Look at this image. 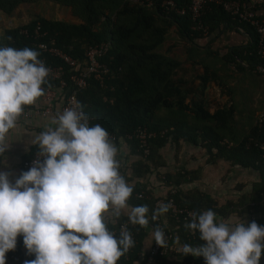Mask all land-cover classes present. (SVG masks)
Returning a JSON list of instances; mask_svg holds the SVG:
<instances>
[{
  "label": "trees",
  "instance_id": "16d2710c",
  "mask_svg": "<svg viewBox=\"0 0 264 264\" xmlns=\"http://www.w3.org/2000/svg\"><path fill=\"white\" fill-rule=\"evenodd\" d=\"M38 1L0 0V12L9 14L20 4H32ZM43 1L68 8L70 15L77 22L32 18L23 25L3 29L0 46L18 49L29 47L35 50L36 42L52 40L54 46L63 53L81 61L85 47L107 43L105 53L98 58L107 70L101 84L88 79L85 88L76 92L75 100L83 106V111L90 117V124H100L108 133L113 134L116 140L126 142L131 152L138 155L136 141L131 135L133 131L137 127H144L148 132L153 133V137L148 139V155L145 158L140 157L141 160L133 164V176L140 177L150 171L149 162L166 140L173 141L174 144L177 140H181L191 145L204 142L202 146L210 162L220 159L241 168H250L256 172L258 181L252 183L247 198L242 195L236 204L227 201L225 206L218 208H214V202L207 197L197 195L195 192L175 190L172 198L179 207L187 208L192 212L210 209L225 218L229 212L235 210V207H239L240 212H245L249 200L257 201L259 195L264 197V129L251 123L244 133L235 130L234 107L231 104L225 103L212 113H208L200 101L189 99V103L184 104L187 90H183L179 86V80L174 78L180 62L173 56L159 51L162 44H165V47L173 45L171 39L167 40L166 36L169 34L187 43L199 35L191 30V21L187 15H177L173 12L164 14L157 6L158 2L145 6L126 0ZM172 1L177 7H184L187 2V0ZM258 14L264 20V1L258 6ZM200 21L205 27V35L213 32L219 23L241 29L246 35L243 45L232 47L221 56L219 64L234 65V69L231 70L238 73L247 72L253 78L261 77L254 71L255 64L259 60L254 51V34L247 24L234 21L214 4L208 5ZM36 26L39 35L32 34ZM23 29L26 30L25 34L21 33ZM187 48L186 53L183 51L185 60L193 55L192 50L197 51L193 45ZM39 56L41 57V54ZM42 57L46 64L61 65L55 58ZM201 64L204 74L200 76V87H203L207 79L213 80L216 75L212 70L208 71V64L205 62ZM261 78L264 80V77ZM225 89L230 94L231 87L226 86ZM263 107L264 104L260 109L262 110ZM186 112L191 114L190 121ZM166 116L168 119H165ZM127 135L130 136L129 139ZM187 174L189 173L178 171L172 175L164 173L161 183L165 186L171 184L177 188L179 184L190 180L185 178ZM154 198L145 190L140 192L133 188L128 202L131 207L147 205L150 216ZM126 219L120 217L114 223L108 224L109 230L118 234L117 227ZM255 222L264 226V219ZM168 224L170 228H174L172 232L179 244L187 243L192 246L201 244L198 234L186 230L181 224H174L171 221H168ZM128 229L132 234L134 245L117 264H141L146 255L148 245L145 247L144 243L149 236V230L147 226L131 224H128ZM20 246L21 240L17 238V250ZM181 258L184 264H188V261H192V264H204L203 257L182 254ZM34 259V255L30 256L26 253L19 258V261L20 264H26ZM261 259L264 264V253Z\"/></svg>",
  "mask_w": 264,
  "mask_h": 264
},
{
  "label": "clouds",
  "instance_id": "9594fccd",
  "mask_svg": "<svg viewBox=\"0 0 264 264\" xmlns=\"http://www.w3.org/2000/svg\"><path fill=\"white\" fill-rule=\"evenodd\" d=\"M39 55L29 47L0 46V157L25 107L45 95L50 69ZM52 123L33 141L38 152L28 171L14 183L10 172H0V264L20 236L35 256L26 264H117L134 245L128 224L146 227L173 203L161 202L151 217L147 205L130 207L133 187L121 174L116 143L100 124H90L79 102ZM0 162L6 165V158ZM129 208L119 233L109 230L110 218L119 220ZM188 215L184 228L202 243L184 244V256L203 257L204 264H260L264 226L239 216L218 220L210 209ZM154 237L166 244L159 227Z\"/></svg>",
  "mask_w": 264,
  "mask_h": 264
},
{
  "label": "crops",
  "instance_id": "0c3cea01",
  "mask_svg": "<svg viewBox=\"0 0 264 264\" xmlns=\"http://www.w3.org/2000/svg\"><path fill=\"white\" fill-rule=\"evenodd\" d=\"M38 17L44 18L40 16ZM245 36L246 35L243 32L238 31L237 28L231 25L225 26L221 23H219L218 27L213 32L208 35H198L188 43L170 36V41L178 45L185 53L188 49L187 47L191 45L195 46V49L197 50H192L193 55L189 57L187 56L189 58L188 60H185L183 54V61L180 62L178 69L175 71L177 73H175L176 75L174 78L179 80V86L183 90H187L183 102L184 104L189 103V99L192 101H200L208 113H212L215 109L222 107L225 103H227L226 105H232L231 93L225 96L221 89L217 90L218 88L216 84L210 82L212 80L207 79L203 84V87H200V76H203L204 74L201 66L202 61L200 62V60L206 59L204 57H207L208 60H211V57L220 60L221 56L232 47L243 45ZM208 71H211L209 67ZM207 76H209V74H207ZM218 85L220 86L221 84ZM229 85H231V83H229ZM223 86L226 87V85ZM256 88L258 89V87ZM259 89H261L260 85ZM57 95H60L59 90L57 91ZM225 100L226 102L223 103ZM59 101L58 98L56 105L53 106L52 112L49 114H32L26 121L18 120L17 126L7 134V142L11 147L5 152L4 157H0V161H4L6 158V165L5 163L0 162V172H10V180L13 183L20 175V162L32 153L38 152V147L33 145V141H35L36 137L41 132L50 127H55L52 120L57 115V103H59ZM262 104H264V100L260 97V108ZM42 106L43 103L38 99L34 105L26 107L30 110H34L39 109ZM186 114L188 121H190L191 114H188V112H186ZM167 117L168 116H166L165 119H168ZM170 118L177 119L178 116L177 118ZM223 141L225 142V140ZM114 142L118 148L117 158L121 163V174L125 177L130 186L136 188L140 192L145 190L149 195L155 197L154 201L157 198H163L166 195L167 188L172 186L171 184L165 186L161 183L163 179L162 174L164 173L169 175H172L177 171L180 173H189L185 178L190 180L187 183L179 184L177 188L175 187V190L195 192L197 195L207 197V199L214 202V208L225 206L227 201L236 204L242 195L247 198L251 191V185L254 183L252 177H254L253 175L254 173L256 174V172L252 169L241 168L220 159L210 162L209 156L202 146L204 142H197L196 144L191 145L181 140H177L175 144L173 141L166 140L156 150L151 162H149L151 165L150 171L140 177L133 176V164L136 161L141 160L140 156L137 153L131 152L128 144L123 140L117 139ZM250 202L252 201L249 200L247 202V211L240 212V208L235 207V210L229 212L225 218L215 213L217 219H228L230 217L239 216L241 219H244L249 223L252 222L249 219L248 214L251 209ZM128 211H130V208L125 210L121 217L127 218ZM114 222L115 221L110 218L108 224ZM148 235L149 236L144 243L145 247L149 244L152 237L150 232ZM18 238L21 240V246L18 250L20 258L27 253V250L23 244L22 236ZM172 240L178 243L175 236H172ZM260 261V263L263 264L262 259ZM20 263L21 262L18 260L17 264Z\"/></svg>",
  "mask_w": 264,
  "mask_h": 264
},
{
  "label": "built area",
  "instance_id": "2783aa9c",
  "mask_svg": "<svg viewBox=\"0 0 264 264\" xmlns=\"http://www.w3.org/2000/svg\"><path fill=\"white\" fill-rule=\"evenodd\" d=\"M126 1L145 6H151L154 5V2H158L157 6L164 14L173 12L177 15H187L191 21V30L202 36L206 34V30L201 24L200 17L204 11L208 9L209 4L219 6L223 12L231 17V19L238 23H245L251 28L254 34V51L259 60V62L255 64L254 71L261 77H264V20L258 16V6H260L264 0H187L184 7H177L172 0ZM238 31L242 32L241 29H238ZM25 32L26 30H21L22 34H25ZM32 34L39 35L38 26L32 30ZM107 47L108 44L104 42L88 45L83 50L81 61H78L55 47L52 40H48L47 42H36L35 50L41 54V57L39 56L38 58L50 69L47 78L48 83L44 85L45 95L39 98L43 106L34 110L25 107L23 114L18 120L26 121L32 114L46 115L51 113L58 98L60 101L57 103V113H61L65 108L71 107L76 103L75 94L77 91L85 88L88 79H92L101 84L107 70L106 67L98 61V58L105 53ZM42 56L55 58L60 61L61 65L52 66L46 64ZM233 66L234 65H230V68L234 69ZM58 90L60 91V95H57ZM254 125L264 129V107L256 115ZM109 134L114 141H116V137L111 133ZM131 135L136 141V151L139 153V156L145 158L148 155V139L153 137V133L148 132L144 127H137ZM126 137L128 139L130 138L128 135ZM36 158L37 152L23 159L19 164L20 174L24 171H28L32 167V161ZM174 193L175 187L169 186L166 195L163 198L155 199L152 204L153 210H155L161 202L168 203L171 201L173 207L166 214L160 215L156 221L149 219L150 222L147 229L152 234V237L145 258L141 264H184L181 258V248L183 245L172 240L174 233L168 221L184 226L185 223L190 222L188 214L192 211L184 207H179L172 198ZM138 196L140 195L138 194ZM250 206L251 209L248 214L251 221L264 219V211H262L264 197L262 195H259L256 202H250ZM151 214L149 217H151ZM125 223H127V219L118 226V232L120 231V227ZM157 227L164 232L166 241L164 246L158 245L155 240L154 231ZM18 260L19 254L16 246L14 250L6 254L5 264H17ZM192 263V261H188V264Z\"/></svg>",
  "mask_w": 264,
  "mask_h": 264
},
{
  "label": "rangeland",
  "instance_id": "374dc122",
  "mask_svg": "<svg viewBox=\"0 0 264 264\" xmlns=\"http://www.w3.org/2000/svg\"><path fill=\"white\" fill-rule=\"evenodd\" d=\"M38 16L46 19L62 20L69 23L77 22L76 19L70 15L68 8L48 1L39 0L38 2L32 4H20L9 14L0 12V35L2 34L3 29L23 25L29 19ZM170 35L171 34L168 35L169 37L166 36L167 40L170 39ZM159 51L162 53L165 52L168 56H173L179 62L183 61V50L174 43L168 47H165V44H162L159 47ZM204 58L206 59H202V63L205 62L208 64L210 70H212L216 75V78L210 82L216 84L218 88L217 90L221 89L223 94L226 96L228 93L223 85L231 87L230 93L232 106L234 107L233 118L235 121L233 128L235 130L237 129L240 133H244L247 130V126L254 123L256 115L261 111L259 102L260 97L264 100V80H262L261 77L253 78L251 75H248L247 72L238 73L235 70H231L230 66H228L230 64H219L218 58L211 57V60H208L207 57ZM175 75L176 74H174V76ZM229 83H231V85H229ZM218 84L221 85L219 86ZM259 85L262 90L259 89ZM256 87L259 89L258 92ZM225 102L226 100L223 103ZM253 176L254 177H252V179H254V183H256L258 181V177L255 173Z\"/></svg>",
  "mask_w": 264,
  "mask_h": 264
}]
</instances>
